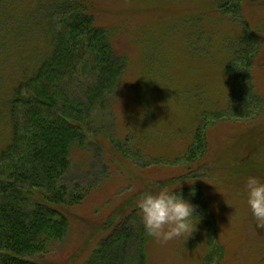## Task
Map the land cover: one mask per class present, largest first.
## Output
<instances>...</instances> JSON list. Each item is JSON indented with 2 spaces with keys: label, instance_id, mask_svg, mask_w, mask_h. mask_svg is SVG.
I'll return each mask as SVG.
<instances>
[{
  "label": "rangeland",
  "instance_id": "1",
  "mask_svg": "<svg viewBox=\"0 0 264 264\" xmlns=\"http://www.w3.org/2000/svg\"><path fill=\"white\" fill-rule=\"evenodd\" d=\"M97 2L96 24L111 30L125 70L111 108L93 120L105 151L87 144L71 154L67 180L88 196L46 257L49 264H79L114 227L134 225L129 213L138 194L179 182L198 206L199 223L189 237L166 244L150 237L146 264H264V227H257L242 191L249 175L264 179V0L241 6L225 0L224 15L216 0ZM34 5L0 0V149L9 134L10 92L48 52L29 15ZM243 34L253 53L243 48L241 63L226 71L228 46L233 53ZM237 90L246 105L235 101ZM252 95L257 99L249 102ZM109 142L127 159L116 162ZM190 188L195 197H188ZM121 208L128 211L104 228Z\"/></svg>",
  "mask_w": 264,
  "mask_h": 264
},
{
  "label": "trees",
  "instance_id": "2",
  "mask_svg": "<svg viewBox=\"0 0 264 264\" xmlns=\"http://www.w3.org/2000/svg\"><path fill=\"white\" fill-rule=\"evenodd\" d=\"M242 2L233 0L239 6ZM99 5L97 0H35L29 13L35 29L48 42V52L37 58L31 75L18 81L4 105L9 134L0 149V264H49L46 257L66 237L74 210L88 196L67 180L71 154L87 144L105 151L96 140L93 120L111 108L126 64L113 46L111 30L96 24ZM227 6L225 0H216L219 14L224 15ZM234 18L240 26V17ZM245 28L242 25V32L252 37L253 32ZM247 35L236 40L233 53L228 46L226 71L241 63L247 47V52L253 51ZM237 91L234 100L243 102ZM249 98V102L257 99ZM238 110L233 112L241 116ZM109 143L116 162L127 159L116 143ZM125 210L115 211L104 228ZM130 210L134 225L128 230L114 227L79 264H146L150 236L138 209Z\"/></svg>",
  "mask_w": 264,
  "mask_h": 264
},
{
  "label": "clouds",
  "instance_id": "3",
  "mask_svg": "<svg viewBox=\"0 0 264 264\" xmlns=\"http://www.w3.org/2000/svg\"><path fill=\"white\" fill-rule=\"evenodd\" d=\"M180 188V182L174 187L161 186L141 193L135 200L146 234L161 244L189 237L201 218L198 206L185 197ZM242 191L257 227H264V179L249 175ZM195 194V189L190 188L188 197H195Z\"/></svg>",
  "mask_w": 264,
  "mask_h": 264
}]
</instances>
